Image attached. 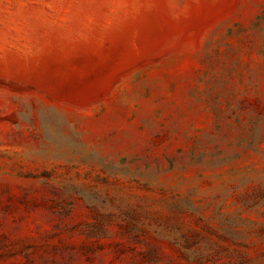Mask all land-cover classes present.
I'll use <instances>...</instances> for the list:
<instances>
[{
    "label": "rangeland",
    "instance_id": "obj_1",
    "mask_svg": "<svg viewBox=\"0 0 264 264\" xmlns=\"http://www.w3.org/2000/svg\"><path fill=\"white\" fill-rule=\"evenodd\" d=\"M0 264H264V0H0Z\"/></svg>",
    "mask_w": 264,
    "mask_h": 264
}]
</instances>
